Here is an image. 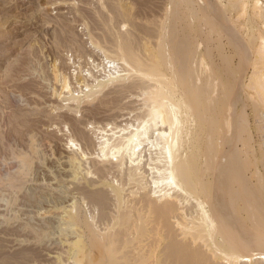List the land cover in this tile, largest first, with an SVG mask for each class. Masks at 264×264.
<instances>
[{"label":"bare ground","instance_id":"bare-ground-1","mask_svg":"<svg viewBox=\"0 0 264 264\" xmlns=\"http://www.w3.org/2000/svg\"><path fill=\"white\" fill-rule=\"evenodd\" d=\"M135 1L104 0L102 10L98 2L95 12L106 28L90 34L105 55L104 76L80 73L76 94L70 76L54 71L61 84L53 94L76 115L83 97L94 106L112 92L142 101L140 107H123L127 114L141 110L134 119L87 124L96 135L92 153L101 165L84 171L90 195L81 185L64 199L70 203H58L65 233L60 246L67 249L54 258L58 264H264V233L250 231L257 191L250 173L254 142L247 109L253 99L264 104V0H164L157 27L136 24L134 30L128 23L145 15ZM94 37L109 39L112 46ZM240 87L246 99L238 110ZM258 117L264 120V110ZM261 137L263 150L264 133ZM76 138L67 140L71 150L81 152L68 160L75 183L88 153ZM15 176H9L10 185L20 179ZM104 206L107 212L101 211Z\"/></svg>","mask_w":264,"mask_h":264},{"label":"rangeland","instance_id":"rangeland-1","mask_svg":"<svg viewBox=\"0 0 264 264\" xmlns=\"http://www.w3.org/2000/svg\"><path fill=\"white\" fill-rule=\"evenodd\" d=\"M136 1L135 7L143 10L145 15H142V19H139L138 22L135 21L132 24L129 22L128 27L136 30L135 25L138 24L142 29L156 28L160 23V7L164 0ZM98 2L99 0H0V264H58V261L55 260L57 258L54 257L58 254L64 255V250L67 249L63 245L60 246V239L62 240L65 236L59 227L61 220L58 215L63 212L60 206L70 203L66 202V204L65 201L69 199L70 193L77 191L81 185L86 194L90 195L91 189L86 186V179L83 178L87 176L86 171L95 169L96 163L101 165L96 161L98 159L95 157V153H92L95 147L94 141L97 140L96 135L87 124L96 122L94 125H102L108 121H115V119L122 120V118L128 121L131 118L134 119L136 113L141 111L137 108L127 114V111L130 110L123 107L129 105L130 107H140L142 101L135 96L134 98L130 95L125 97V92H112L105 94L107 96H100L101 99H104L96 100L95 104H98V108L94 104H89L83 97L82 111L76 115L67 106H60L62 102L59 104V99L53 94V87L56 88L59 82L54 77L55 68H59V72L70 76L76 94L81 89L76 76H81L80 73L87 71H94L95 74L104 72L102 59L105 58V55L95 48L92 43V34H90L92 31L102 33L101 27L106 28L102 17L95 12L99 7L101 10L104 9L102 2H99L100 5L97 7ZM151 8L155 11H152ZM83 12L88 17L85 18L82 15ZM64 24L66 25L63 26ZM10 31L14 32V35H10ZM142 35L141 32H138L140 38ZM60 36L64 38L63 42L59 41ZM96 39L105 47L112 46L109 39L94 37V40ZM108 69L109 67H107V73ZM252 72L253 70L249 74L251 75ZM20 73L22 74L20 75ZM238 83H240L239 80ZM60 84L61 82L58 83L59 87ZM236 92H238L239 98L237 106L240 110L245 103L246 96L242 87ZM120 98H123L124 101ZM83 102H87L88 105ZM249 102L247 109L251 117L254 142L250 173L254 182V187H252L254 191H257V200L255 199L256 201L252 204L256 214L250 231L254 235H263L264 149L262 150L259 143L262 139L261 135L264 133V120L258 119V115L261 110H264V104L258 101L260 106L254 99ZM91 107L93 109H90ZM115 111L119 112V117L114 116ZM111 114L115 117L114 119H111ZM67 127H69L68 130ZM85 133L87 134L85 135ZM240 134L244 136L245 132ZM72 135L74 138L77 137L76 139L82 145L83 150L88 152L87 158L82 159L85 163H83L85 168L82 167L83 177L81 175L82 179L76 178V183L75 179L69 175L72 170L71 166L69 168L68 160L69 156L74 154L78 157L81 156V152L68 147L67 140ZM241 136L240 138H242ZM241 142V139L238 140L240 147H242ZM23 157L27 159H23ZM23 160H27V164L21 163ZM18 164L21 165L19 169L17 168ZM22 164L25 166V171H23ZM239 165V171L242 173L241 163ZM23 172L28 176L26 177L25 174L24 177ZM15 174H18V177ZM2 175H5L3 176L5 178H2ZM12 175L20 178L16 180V183L14 182V185H10L9 176ZM97 176L95 175V179H99L96 178ZM69 179H72L73 182ZM81 200L80 198L79 201ZM51 203L53 204L51 205ZM68 208L70 207L68 206ZM45 209H51V212L45 213ZM100 209L107 212L105 206ZM52 210L54 214H52Z\"/></svg>","mask_w":264,"mask_h":264}]
</instances>
